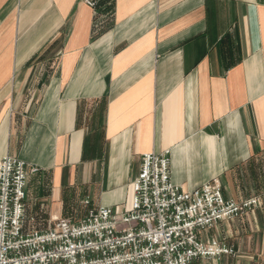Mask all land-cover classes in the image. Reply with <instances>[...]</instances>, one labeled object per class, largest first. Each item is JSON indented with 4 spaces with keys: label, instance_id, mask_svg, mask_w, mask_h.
I'll return each instance as SVG.
<instances>
[{
    "label": "crops",
    "instance_id": "crops-1",
    "mask_svg": "<svg viewBox=\"0 0 264 264\" xmlns=\"http://www.w3.org/2000/svg\"><path fill=\"white\" fill-rule=\"evenodd\" d=\"M0 0V160L29 171L24 214L42 231L128 210L144 153L170 180H219L243 216L201 233L264 264V0Z\"/></svg>",
    "mask_w": 264,
    "mask_h": 264
},
{
    "label": "built area",
    "instance_id": "built-area-1",
    "mask_svg": "<svg viewBox=\"0 0 264 264\" xmlns=\"http://www.w3.org/2000/svg\"><path fill=\"white\" fill-rule=\"evenodd\" d=\"M169 163V151L143 154L128 210L101 207L78 221L58 218L39 231L27 224L34 218L24 214L26 162L4 156L0 160V264H191L198 258L234 255L223 243L200 235L219 221L245 215L259 200L225 199L216 179L183 190L170 180Z\"/></svg>",
    "mask_w": 264,
    "mask_h": 264
}]
</instances>
